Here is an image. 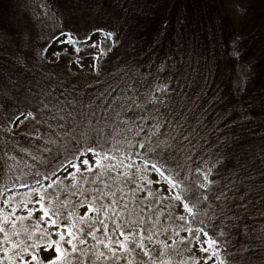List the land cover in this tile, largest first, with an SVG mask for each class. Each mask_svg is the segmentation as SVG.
Listing matches in <instances>:
<instances>
[{
	"label": "trees",
	"instance_id": "obj_1",
	"mask_svg": "<svg viewBox=\"0 0 264 264\" xmlns=\"http://www.w3.org/2000/svg\"><path fill=\"white\" fill-rule=\"evenodd\" d=\"M26 1L0 0V36L6 38L0 46V190L20 188L21 183L34 188L36 179L56 174L65 159L73 160L86 146L123 151L128 143L135 145L137 138L121 122L135 119L144 107L152 111L154 96L162 101L155 104L160 128L153 137L159 154L190 180L189 201L195 204L199 198L202 205L196 224L188 226L204 221L220 241L223 264H264V0H43L57 19V32H71L79 41L97 28L115 33L111 51L98 60L93 73L83 76L69 71V58L63 54L51 61L42 57L49 37L39 24L35 29L34 23L21 21L17 9ZM161 85H168L167 90L157 92ZM129 97L141 109L126 107ZM53 100L63 107L61 114L71 113L70 121L61 122L66 135H54L55 122L52 129L46 122L44 106ZM29 111L34 117L40 114L39 122L24 119ZM151 123L145 129L148 135ZM184 136L191 137V146ZM197 167L211 169L213 183L207 190L197 185L202 176ZM98 173L117 193L118 204L111 197L102 201L111 205L108 216L99 214L108 234L115 239L113 220L123 224L151 216L143 225L145 235L154 234L145 244L151 255L132 243L133 252L118 253L121 261L97 260L96 249H107L96 245L83 225L86 244L78 248L87 254L72 252L65 243L68 264L192 262L191 247L181 243L180 234L187 233L184 221L176 219L175 200L155 203L160 196L148 185L137 191L142 184L138 175L124 183L115 171L109 179L104 169L94 168L92 179ZM80 182L83 189L72 180H59V202L53 199L61 207L67 197L74 207L73 217L68 216L73 207H63L62 221L74 224V232L82 226L79 209L87 208L80 204L84 195L77 193L86 190L91 198L94 189L104 187L98 181ZM53 193L56 189L49 195ZM97 215L89 213L88 224L98 227L96 235L105 241ZM33 226L28 219L19 222L17 231L25 243H32L27 235ZM40 255L50 259L55 253Z\"/></svg>",
	"mask_w": 264,
	"mask_h": 264
},
{
	"label": "snow or ice",
	"instance_id": "obj_2",
	"mask_svg": "<svg viewBox=\"0 0 264 264\" xmlns=\"http://www.w3.org/2000/svg\"><path fill=\"white\" fill-rule=\"evenodd\" d=\"M243 9H241V14H243ZM96 34L103 35L106 39L111 40L115 44V33L106 31L103 28H97L93 30L88 37H86L84 42L79 40H74L72 33H62L64 39L61 41L65 44H75L80 45L82 43H91L92 47H97V43L92 39ZM239 38V37H238ZM55 40L56 37H53ZM44 51H47L45 49ZM77 53L80 52V47H75ZM107 51H111L109 48ZM59 58L60 53L56 52L53 54ZM106 55V52L103 48L100 49L98 53H92V62L93 70L97 68V61L100 57ZM80 67H83L81 63V58L79 55L76 56V59L72 61ZM168 85H161L156 88L157 92L166 91ZM153 101V110L149 111L148 108L144 107L141 109V105L136 102V100L129 97V104L126 105L130 110L141 109L138 114H136L135 119H128L122 121L121 123L125 126L124 131L132 133L135 135L136 143L135 145L128 143V146L125 150H121L119 147L115 149H104L98 150L101 148L99 144L86 146L83 150L77 151L73 154V160L65 159V162L60 165V169L71 168L72 171L67 172L65 179L71 178L73 186H77L83 189V183L80 181L87 182L91 180L93 184L97 183L103 184L104 187L100 189H94L91 198L87 194L86 190L81 191L77 194L84 195V200L80 202L81 206L86 205L87 211L84 212L83 216L79 217V223L82 225L80 228L75 229V225H69L62 223L64 219L63 207H73L65 197L61 207H56L53 204V199H56L59 202L58 193V181L60 180L59 176H56L55 173L51 175H45L43 177L44 182L36 179L33 183L35 187H29L26 184L21 183L20 186L26 188L29 192L32 193L34 199L25 202L21 201L23 209L26 212V216L16 215L18 207L20 205L13 202V194L9 192L8 188L4 186L0 190V196H5L6 198L0 201V213L11 209L7 212V215L0 219V264H68L69 252L63 247V244L66 242L70 246L72 252H80L82 256L86 255L82 249L78 248V245H85L86 240L83 237L85 228L83 225H87L89 230L87 231V236L95 241L96 245L103 244V247L107 249V253L96 249V258L99 260L101 257L105 261H121L122 255L124 253H131L130 244L134 243L136 246L144 253L145 256H150L151 253L148 248L145 246L146 242H152L154 234L150 231L147 235L144 234L145 229L143 225L147 220H151L152 217L148 216L147 218L141 216L138 220L135 221H126L121 223L118 220H113L112 223L115 225L113 233L118 231V235L123 239H113L112 236L108 234V224L104 219L99 218V214H103L105 217L108 216L109 209L111 205L102 203L106 197L112 198V204H118L116 200L117 193L111 190V185L107 184L103 179H100V174L98 173L95 179H92L93 169H104L108 174V178L112 179L110 173L115 171L117 177H124V183L128 182V178L135 180L137 175H139L140 181H146L148 185L150 184H167L168 188L174 193L171 196H160L155 199V203H162L164 199L169 201L175 200L179 201L183 205L184 212L187 215H179L176 219L184 221L183 230L187 233L186 236L181 237V243L185 247H196L199 246V250L204 253H210L204 257V262L207 264V261L215 258L213 264H223V261L220 259V248L218 247L220 241L214 239L210 234L207 228L204 225V221H200L199 227H191L188 225H195L200 216V204L199 198L195 204L189 201V196L191 194V182L188 177L184 176L182 171L177 168L169 167L167 160L164 159L161 152L160 145L157 143L155 136L156 132L160 128V119H159V110L155 108V104L162 103L157 97H151ZM45 112L47 113L49 120L46 121L50 129H52L55 122L54 135L67 134L65 131V125L61 123L62 121H70L71 113H63V107L59 106V101L53 100L51 104L45 105ZM39 115L33 116V111H29L24 119H37L39 122ZM149 122L151 123V128L153 130L152 135H148L145 132V129L149 127ZM127 125H132L133 127H127ZM99 135V132H98ZM141 135H144L143 141L139 139ZM183 139L189 143L191 146V137L184 136ZM150 144L152 145L150 147ZM86 154H91V158H88ZM95 161L93 164L92 161ZM103 161H107V164H104ZM190 162V161H189ZM215 167V165H213ZM195 172L198 175H202L204 182L200 183L197 181V185L200 189H209V186L213 183L209 179L211 175V169L207 172L197 167ZM83 173H88L89 175H82ZM154 173L158 179L153 181L149 178V174ZM80 176V181L77 180V176ZM53 189H56V193H53L51 196L49 192ZM146 190V185L138 184L137 191L144 192ZM131 191V190H130ZM159 192V189L156 190ZM98 194H95L97 193ZM123 195V194H121ZM148 196H153L152 191L147 192ZM204 200L208 199V196L203 197ZM220 199V197H217ZM28 203L35 205L36 207H29ZM40 212L39 220L35 226L30 230V233L27 235V240L32 241V243H25L24 240L20 239L21 232L17 231L19 228V222L29 219L33 216L34 212ZM115 211V209H112ZM97 213L96 224L102 225L104 229L105 241H102L98 238L96 233H98L99 228L93 225L88 224L89 213ZM73 211L68 212L69 217H73ZM119 216V213H116ZM207 215V212H205ZM155 227V224L153 225ZM131 227L132 230L128 231L127 229ZM138 229V230H137ZM80 233L81 235H77ZM178 235V233H175ZM65 237L67 240L65 241ZM176 244V241L173 240V245ZM114 245L118 246L115 247ZM166 248H171L170 245H165ZM54 252L55 255L50 259H42L41 252ZM91 251V249H89ZM120 253V254H118ZM110 254V255H109ZM83 264V262H81Z\"/></svg>",
	"mask_w": 264,
	"mask_h": 264
},
{
	"label": "rangeland",
	"instance_id": "obj_3",
	"mask_svg": "<svg viewBox=\"0 0 264 264\" xmlns=\"http://www.w3.org/2000/svg\"><path fill=\"white\" fill-rule=\"evenodd\" d=\"M17 10H18L17 12H18L19 16L21 17V21H23L24 25L26 24V22L24 20H26L27 23L29 21L34 23L35 29L37 27V24H39V27H40V29L43 30L42 32L44 33V35L49 37L48 44L44 47V49L42 51V57L48 61H51L56 57L53 55L56 52H59L60 55L63 54L65 56H67L69 58L68 69L70 72H73L75 74H79V75L83 76L87 73H93L95 70H93L92 53H98L101 48H103L105 50V52H107V50L109 48H111L113 45V42L111 40L106 39L103 35H100V34H96L92 37V39L98 45L95 48L92 47L91 43H82L80 45H75V44L69 45V44L62 43L61 41L64 39V37L62 36V33H66V32H62V31L57 32V29H59L58 25H57V19H56L55 15L53 14V12H51L49 10V8L44 4L43 0H27L26 2L21 4V6ZM25 28L27 29V32H32V30L29 29L28 27L25 26ZM53 37H56V39L54 40ZM4 41H6V38H3L2 36H0V46H2ZM75 47H80L79 53H77L75 51ZM45 49H47V51H44ZM77 55L80 56L81 63L83 64V67H80L76 63H72V61H74L76 59ZM81 79H82V77H81ZM86 155L88 156V158H91V154H86ZM73 163H75V161ZM92 163L94 164L95 161L93 160ZM103 163L107 164V161H103ZM68 171H72V169L71 168H67V170L61 169L55 175L59 176L60 180H64L65 177L67 176ZM138 177H139V175H138ZM149 178L152 179L153 181L158 179V177L154 173L149 174ZM70 179L71 178H68L65 180L71 181ZM41 182L43 183L44 181H41ZM203 182H204V178H203V176H201V182L200 183H203ZM142 184H144L146 186L148 185L146 183V181H143ZM148 187L151 188L159 196H171L174 194L172 192V190H170L168 188L167 184H150V185H148ZM12 189H14V188H12ZM12 189H8V190H9V192H11L13 194V202L20 205V207H18V209H17L16 215L26 216L27 214L23 209V205L21 204V201L23 200L25 202H28V201L34 199L32 193L29 192L28 190L24 192V190L21 189V192L23 190L24 194L22 192V194L19 195L18 194L19 190L17 191V188H15L14 190H12ZM157 189H159V192L156 191ZM5 198H6L5 196H0V201H2ZM28 206L29 207H36L35 205H33L31 203H28ZM0 207H2V205H0ZM10 210L11 209H7L6 211L0 213V219L5 217L7 215V212ZM85 211H87L86 207L80 208L79 209V215L83 216ZM175 215H177V216L187 215L184 212L182 203L179 201H176ZM39 216H40V212L37 209V211L34 212L33 216L31 218H29L28 220L32 221L36 225L38 220H39ZM184 236H185V234H183V233L180 234V237H184ZM115 239H123V238L118 235V232H116L115 233ZM66 240H67V237H65V241ZM114 246L118 247L116 245H114ZM190 252H191V256H192L193 260L191 263H188V264H205L204 257L206 255H210V253L201 252L199 250V246L191 247ZM220 259L222 260L221 255H220ZM214 260H215V258L208 260L207 264H213Z\"/></svg>",
	"mask_w": 264,
	"mask_h": 264
}]
</instances>
